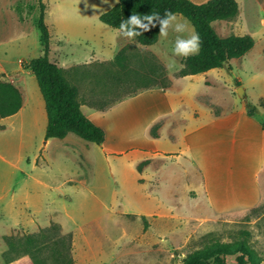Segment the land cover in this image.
<instances>
[{
	"label": "rangeland",
	"instance_id": "rangeland-1",
	"mask_svg": "<svg viewBox=\"0 0 264 264\" xmlns=\"http://www.w3.org/2000/svg\"><path fill=\"white\" fill-rule=\"evenodd\" d=\"M43 1L50 59L77 88L82 106L107 111L108 134L103 144L74 134L47 142L45 101L23 65L43 55L40 2L0 0V81L14 84L25 105L0 130V264H186L198 251L242 242L264 264V203L236 216L209 213L188 191L190 161L165 154L179 150L168 128L198 120L195 113L209 103L246 107L252 96L263 108L264 83L245 69L170 73V60L183 64L171 55L175 33L143 49L101 21L120 0ZM124 40L129 59L118 62ZM236 75L247 99L238 94ZM169 82L166 92L134 95ZM157 117L165 123L160 138L148 126ZM227 260L237 264L236 255Z\"/></svg>",
	"mask_w": 264,
	"mask_h": 264
},
{
	"label": "crops",
	"instance_id": "crops-1",
	"mask_svg": "<svg viewBox=\"0 0 264 264\" xmlns=\"http://www.w3.org/2000/svg\"><path fill=\"white\" fill-rule=\"evenodd\" d=\"M191 1L203 4L209 0ZM237 1L238 15L231 20L214 22V29L223 38L232 35H250L254 38L255 45L244 56L232 59L225 68L231 73L238 69H245L253 76V79L264 83V0ZM125 44L124 40L120 51ZM139 45L143 49L154 46ZM1 71L6 72L4 69ZM236 78L241 82L240 87H242L243 78L238 75ZM210 83L207 79L206 84ZM170 87H143L134 95L155 88L166 92ZM244 90L245 97L241 98L247 99V87ZM259 94L262 96L259 100L263 108L257 109L254 115H249L247 108L242 105L235 104L227 108L219 105L218 109H215L209 103V107L202 113H195L198 120H188L185 124V120L181 119L175 126L168 128L169 138L174 142L173 144H178L179 150L168 151L165 154L171 161L178 160L180 156L190 161L191 166L184 167L188 175L187 179L189 174H192L188 182L190 184L188 191L195 192L196 198L192 201L203 204L209 213L236 216V214L253 211L264 203V115L261 114L264 110L262 103L264 96L261 92ZM249 97L253 103L254 99L252 96ZM24 108L25 105L17 114L2 121L20 114ZM82 109L97 125L106 128L102 122L107 113L106 110L90 109L84 106ZM133 113L131 111V114L135 115ZM163 120L160 121L157 117L149 121L148 126L154 138H160V130L165 124ZM157 125H159L158 137L152 133ZM71 134L74 133H70L64 140Z\"/></svg>",
	"mask_w": 264,
	"mask_h": 264
},
{
	"label": "trees",
	"instance_id": "trees-1",
	"mask_svg": "<svg viewBox=\"0 0 264 264\" xmlns=\"http://www.w3.org/2000/svg\"><path fill=\"white\" fill-rule=\"evenodd\" d=\"M40 2V17L38 29L41 33L43 55L23 64L25 69L31 71L37 78L43 95L48 124L46 127V140L64 139L74 133L92 143L103 144L106 141V130L97 125L82 109L78 101V90L68 81L65 71L50 59V31L46 23V4ZM170 10L186 17L195 27L202 39L201 50L198 55L182 60L185 65L179 71V77L197 75L212 69L224 68L232 59L240 58L248 53L255 45L250 35L221 37L214 29L213 23L219 20H231L239 13L237 0H209L203 4H196L191 0H120L111 10L101 16V21L107 26L118 30L121 21L131 15H150ZM159 26L144 32L135 40L143 46H152L158 43ZM126 49H122L115 60L121 62ZM153 84V82H152ZM238 86L241 82L238 81ZM154 86L170 87L169 84L155 83ZM23 106V97L20 90L10 82L0 81V130H3L2 120L17 114ZM249 115H254L257 107L246 102ZM155 126L152 133L158 137ZM236 255L237 264H261L247 243L221 247H210L193 254L186 264H228V256Z\"/></svg>",
	"mask_w": 264,
	"mask_h": 264
},
{
	"label": "clouds",
	"instance_id": "clouds-1",
	"mask_svg": "<svg viewBox=\"0 0 264 264\" xmlns=\"http://www.w3.org/2000/svg\"><path fill=\"white\" fill-rule=\"evenodd\" d=\"M159 26V36L162 39L169 37L170 31L175 33L173 46L171 49L172 57H182L187 59L198 55L201 50L202 39L194 28L190 29L189 23L179 17L177 13L165 10L163 15L152 13L150 15H131L128 19L121 21L118 29V35L127 41H135L136 37L141 36L151 28ZM188 33V35H184ZM139 47V42H137ZM184 64H178L175 59L167 64L168 71H182ZM184 257L182 256L181 259Z\"/></svg>",
	"mask_w": 264,
	"mask_h": 264
},
{
	"label": "water",
	"instance_id": "water-1",
	"mask_svg": "<svg viewBox=\"0 0 264 264\" xmlns=\"http://www.w3.org/2000/svg\"><path fill=\"white\" fill-rule=\"evenodd\" d=\"M238 94H239L241 97H244V94H245V90H244V88L239 87V89H238Z\"/></svg>",
	"mask_w": 264,
	"mask_h": 264
},
{
	"label": "bare ground",
	"instance_id": "bare-ground-1",
	"mask_svg": "<svg viewBox=\"0 0 264 264\" xmlns=\"http://www.w3.org/2000/svg\"><path fill=\"white\" fill-rule=\"evenodd\" d=\"M254 179V178H253Z\"/></svg>",
	"mask_w": 264,
	"mask_h": 264
}]
</instances>
